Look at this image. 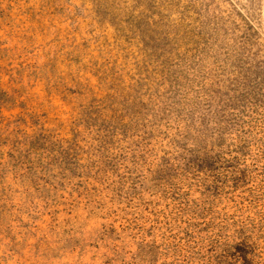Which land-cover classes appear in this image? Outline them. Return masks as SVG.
<instances>
[{
	"label": "rangeland",
	"instance_id": "374dc122",
	"mask_svg": "<svg viewBox=\"0 0 264 264\" xmlns=\"http://www.w3.org/2000/svg\"><path fill=\"white\" fill-rule=\"evenodd\" d=\"M238 245L264 264V0H0V264Z\"/></svg>",
	"mask_w": 264,
	"mask_h": 264
},
{
	"label": "trees",
	"instance_id": "16d2710c",
	"mask_svg": "<svg viewBox=\"0 0 264 264\" xmlns=\"http://www.w3.org/2000/svg\"><path fill=\"white\" fill-rule=\"evenodd\" d=\"M236 247H231L232 252L229 255L225 254L220 264H247L245 260L246 248L239 245Z\"/></svg>",
	"mask_w": 264,
	"mask_h": 264
}]
</instances>
